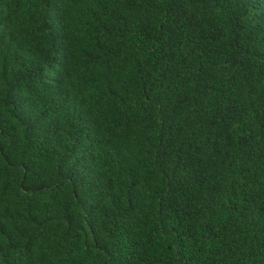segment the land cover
Returning <instances> with one entry per match:
<instances>
[{"label": "trees", "instance_id": "1", "mask_svg": "<svg viewBox=\"0 0 264 264\" xmlns=\"http://www.w3.org/2000/svg\"><path fill=\"white\" fill-rule=\"evenodd\" d=\"M0 264H264V0H0Z\"/></svg>", "mask_w": 264, "mask_h": 264}]
</instances>
